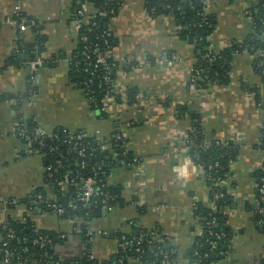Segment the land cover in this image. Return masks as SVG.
Masks as SVG:
<instances>
[{"label": "crops", "instance_id": "crops-1", "mask_svg": "<svg viewBox=\"0 0 264 264\" xmlns=\"http://www.w3.org/2000/svg\"><path fill=\"white\" fill-rule=\"evenodd\" d=\"M119 1L117 14L107 21L114 37L110 54L119 65L114 84L118 93L133 88L135 101L106 98L104 118L89 107L70 71L78 33L73 0H0V257L1 226L7 219L28 218L35 230L53 235L51 249L62 261H75L87 253L99 262L110 260L117 251V233L133 231L135 225L169 237L177 264H189L187 251L203 230L194 206L207 201L209 186L187 152L191 120L177 116L176 108L182 105L198 115L206 143L229 141L237 147L227 185L234 202L225 209L229 251L215 264H263L264 231L256 227L253 211L256 172L264 162V73L255 70L251 54L235 53L228 82L196 88L189 73L196 61L193 46L180 38L173 17L150 15L146 0ZM256 2L204 1V9L216 21L209 36L214 53L250 33L252 22L243 11ZM83 7L87 15L95 9L91 4ZM16 11L37 22L38 33L45 38L40 56L56 55L53 63L31 72L29 46L36 34L31 26L18 29L11 20ZM133 61L144 64L123 68ZM29 84L34 87L30 100L23 97ZM31 116L44 130L66 128L88 137L109 139L114 129H121L127 150L139 159L132 168L110 169L106 180L120 200L84 222L90 235L82 233L77 217L31 209L23 202L37 190L52 195L43 159L27 154L25 141L17 135L19 123Z\"/></svg>", "mask_w": 264, "mask_h": 264}, {"label": "trees", "instance_id": "trees-1", "mask_svg": "<svg viewBox=\"0 0 264 264\" xmlns=\"http://www.w3.org/2000/svg\"><path fill=\"white\" fill-rule=\"evenodd\" d=\"M84 4H91L95 9L98 10H109L114 8L113 13H107L105 16L97 15L94 20L96 22L95 25L81 23L78 28L77 33V46L75 50V55L70 58V71L73 76L74 81L78 82L80 79L88 77V73L83 70V65L79 64L78 69L76 70V66L74 65L75 61L82 60L81 51L84 49V46H90V49H87V54L92 57V48L95 46L101 52L106 50H111L114 45V37L109 32L107 28V21L117 14L118 6H116L114 0H79L78 3H75L73 0V10H75ZM206 4L202 0H146L145 2V10L148 13V9L153 7L155 13L152 16L157 15H171L173 17L174 23L179 28L177 32L181 39L187 41L193 46V52L196 58L194 68H198L199 73L193 76L195 78V87L196 88H206L211 86L212 84H224L229 80V72H230V60L232 55L238 53L245 47L249 54L253 56V64L254 68L260 74L264 73V0H257L254 6H251V12L249 14V18L252 22V28L249 34H247L242 41L232 42L229 46L223 48L218 53H214L209 48V36L212 33L215 27V18L214 16L206 11ZM27 19L31 20L32 18H28L27 16L21 14ZM151 15V14H150ZM34 20V19H33ZM90 23V22H89ZM33 32L36 34L35 43L29 46V50L31 53L30 60L41 57L40 54L42 52V48L45 42V38L38 33L39 29L37 27V22L34 20L33 25H31ZM82 36H86L87 40H81ZM256 50L260 51L258 56H254ZM57 56H52L49 59H43V64L50 65L54 62ZM108 62L113 65L109 68V70H102L100 66L94 68L93 65L91 69L94 71V75L92 76V84L90 85L93 93L91 94V99L93 100V107L101 108L103 103L102 99L105 96H112L116 102H121L120 93L114 91L113 83L115 79L116 70L118 69V63H116L112 57L108 58ZM137 62H127L123 64V68L130 70L132 66L136 65ZM261 63V64H260ZM107 73V80H103V75ZM190 74V76H192ZM263 75V74H262ZM264 77V75H263ZM34 90L30 84L28 85L26 91L23 93V97H28L29 94ZM135 90L127 89V97L126 100L129 102L135 101L134 99ZM259 99V98H258ZM177 116H189L191 120L190 128L186 132V140L193 142L194 144H188L187 152L193 161V163L197 166H200L205 173L209 176L204 179L209 186V192L207 200H211L214 193L221 194V196L216 200V208L213 210L206 206V203H195L194 206V214L198 217L199 222L205 225V222L215 219L214 224L212 225V229L214 232H219L222 230L225 233L224 238H216L215 236L209 233L205 227L202 230V233L195 238V241L191 245V247L187 251V259L189 264H193L194 262H199L201 264H207L208 262H216L221 254L219 251L222 249H226L228 247L229 238L231 235L230 229L225 224L226 213L225 209L230 208L233 205L234 197L227 190V186H222L219 183L221 180H224L227 175L230 174V166L231 162L235 159L237 153V147L232 142H223L212 140L208 143L205 142L204 131L200 125V121L198 115L187 110L185 106H177L176 108ZM106 116L105 114L103 117ZM37 123L31 117H28L25 122V127L29 131L33 130L36 127ZM56 131H60V129H56ZM85 140L89 142L93 147H95V151L93 154V158L88 162V165L81 170L83 175H89L92 173L91 165L95 162H98L103 159L104 152H100V146L98 140L95 137H86ZM46 144H53V140L45 141ZM110 144L117 153L120 158H130L131 153L127 150L124 151L122 144L120 141H116L112 139ZM32 145L35 146L33 143ZM264 147V140H263ZM45 151V150H42ZM58 153L65 155V147L62 145L58 146ZM49 156V155H47ZM69 157V156H67ZM48 161V157L46 158ZM217 164V165H215ZM209 165L211 169H208ZM114 166H109L107 172ZM264 177V162L261 167L258 168L256 172V203L261 205L259 201V187L263 185L264 182L262 178ZM45 183L50 185H55L56 180L58 179V175L55 178L49 179L44 176ZM115 193H117V189L110 187ZM40 190H37L38 192ZM29 199H24L23 202L30 207ZM120 198L117 197L115 199V203L119 202ZM32 209V208H31ZM88 214H84V210L79 211H71L66 216L77 217L82 220L81 227L82 233L87 231V226L85 225V221L92 216V214H97L99 208L97 206H92L87 209ZM257 220H262V225H256V227L262 231H264V212H258L257 209L253 211V221L257 222ZM7 227L13 229L17 235L26 236L27 241L23 243H17L15 239H10L7 241L8 248L10 250L20 253L21 259L24 257H28L30 261L36 260L40 264H51V262L58 261L59 264H126L127 258L126 256H136L133 252L121 253L116 252L114 256L107 261L99 262L95 258H89V253L84 254V256L75 259V261H62L54 255L53 250L51 249L50 244L46 245L43 248L38 247L31 243L33 237L45 235L46 232H40L35 230L32 222L25 218V220L18 221L14 219H7ZM6 229L1 226L2 237H4ZM133 234L145 233L148 234L152 230H147L145 228H139L135 225L133 226ZM155 234L158 232L154 231ZM120 233H117L119 236ZM50 235L53 240V235ZM159 235V234H158ZM161 238V242L156 243L152 251L145 250L142 253L141 261L145 262H153V264H162L163 260V252L168 254V259L172 260L177 257L175 246L172 240L167 236L159 235ZM118 238V237H117ZM210 241H214V245L210 244L206 241V239ZM28 247L26 252H22V247ZM142 246L146 247L145 244ZM196 251V254H194ZM208 253L207 257L203 255ZM122 258V262H119V259Z\"/></svg>", "mask_w": 264, "mask_h": 264}, {"label": "built area", "instance_id": "built-area-1", "mask_svg": "<svg viewBox=\"0 0 264 264\" xmlns=\"http://www.w3.org/2000/svg\"><path fill=\"white\" fill-rule=\"evenodd\" d=\"M116 6L120 7L121 2L119 0H114ZM205 1V0H202ZM79 0H75V3H78ZM114 8L106 10H98L94 9L93 13L91 15L85 14V10L83 5L75 10V21L77 22L78 28L81 23L85 24H91L95 25L96 22L94 18L97 15L105 16L107 13H113ZM147 12V11H146ZM251 12L250 7L246 8L243 11V14L249 18V14ZM148 13L153 15L155 13V10L153 7L148 9ZM11 20L18 26L19 30H25L29 26L33 25L34 20L27 19L26 17L22 16L20 12L16 11L13 14V18ZM90 22V23H89ZM178 29L179 27L176 26ZM81 40H87L86 36H82ZM237 42V41H233ZM232 43V42H231ZM91 47L88 45L84 46V49L81 51L82 54V60L75 61L74 65L76 66V70L79 71L78 65H83V70L88 73V77L80 79L79 83L82 87V91L85 94L88 105L91 109L97 111L100 117H103V115H106V105H105V99L112 96H105L102 99V107H93L91 99V94L93 93V90L91 89L90 85L92 84V76L94 75V71L91 69V66L93 65L94 68L100 66L102 70H109V68L113 65L112 63L108 62V58L111 57L110 50H106L104 52H101L97 47L92 48V57L87 54V49H90ZM238 53H248L247 49L245 47L242 48V50ZM260 54L259 50H256V53L254 56H258ZM144 63H136V65L132 66L131 69H134L138 66H143ZM167 64L171 65L172 60H167ZM261 64V63H260ZM43 65V58L36 57L32 60L28 61V66L31 72H34L37 70L38 67ZM198 68H194V65L189 69V73L193 75L190 76V82L191 85H194L195 74L199 73ZM105 73L102 77L103 80H107L108 77ZM32 78V77H31ZM113 90H115V84L113 83ZM128 89V88H127ZM127 89H122V92H120L121 99L127 97ZM28 100L31 99V95L27 97ZM107 116H104V118ZM32 119L36 122V118L32 116ZM17 135L25 141L27 148L26 153L29 155H39L43 159L44 162V176L46 175L47 178L52 179L55 178L58 175V179L56 180L55 185H48L46 186L49 188V190L52 191L51 196H46L45 193L42 191L30 193L27 196V199H29L30 208L32 209H38V208H46L49 211H51L53 214L58 216H66L71 211H79L84 210V214L87 215L88 211L87 209L92 206H97L100 210H111L117 202L115 203V199L118 197V194L115 193L110 186L107 183V176L109 172H107L106 168H109V166H124L128 168H132L134 166H137L139 163L138 157L131 155L130 158H120L118 157L117 153L114 152L110 141L112 139L116 141H120L122 144V147L124 148V151H127L126 148V138L124 135V132L121 129H114V131L111 133V136L109 139L104 138H98L95 137L98 140L99 146H100V152H104V157L102 160L95 162L91 165V171L92 173L89 175H83L81 170L85 168L88 165V162L95 156L93 152L95 151V147H93L89 142L85 140L87 137L85 133L81 131H71L66 128H61L60 131H47L42 129L38 124L33 130H27L25 127V123L21 122L19 123V128L17 130ZM53 140V144H46L45 141L47 140ZM192 141V140H191ZM189 140H186L185 137V143L186 147L188 148V144H194ZM35 144L32 145V144ZM62 145L65 147V155L58 153V146ZM45 150V151H42ZM49 155V156H47ZM69 156V157H67ZM48 157V161L47 158ZM193 162V161H192ZM217 165V164H215ZM198 169L199 174H201L203 177H208L209 175L205 173V171L200 167L195 165ZM208 169H211V166L209 165ZM262 181L264 182V177L262 178ZM229 175L224 180H221L219 183L222 186L229 185ZM259 201L261 202V205L259 206V203H256L255 209H257L258 212H264V187L263 185L259 187ZM221 196V194L214 193L211 200H207L206 206L211 209L216 208V200ZM11 203H15V200H12ZM215 219L212 218L211 220H208L205 222V225L202 224V228L204 227L209 230V233L216 238H224L225 233L220 230L219 232H214L211 228L214 224ZM134 221H129V224L133 226ZM255 225H262V220H257V222H254ZM3 228L6 229L7 224L6 222L2 225ZM133 230V229H132ZM87 234L90 235L92 231L87 228ZM106 233V232H101ZM118 236V245H117V251L121 253H128V252H134L136 256H126L127 263L126 264H153V262H145L143 263L141 261L142 253L145 250L152 251L155 244L161 242V238L158 234H155V232L150 231L148 234H145L143 232L138 234H133L132 231L130 232H119ZM202 233V231H201ZM200 233V234H201ZM199 234V235H200ZM10 239H15L17 243H23L27 241L26 236H20L15 233V231L11 228H7L4 237H2L1 242V257H0V264H22V263H28L29 258L24 257L21 259V255L18 252H15L10 250L7 245V241ZM207 242L214 245V241H210L208 238L206 239ZM31 243L34 245H37L40 248L45 247L46 245H49L52 243V239L49 235H40L33 237L31 240ZM142 244H145L146 247L142 246ZM28 247H22L21 251L26 252ZM229 251V247L226 249H222L219 252L223 255L227 254ZM194 254H196V251H194ZM264 254V249H263ZM89 258H93L92 254H88ZM204 257L208 256V253H205L203 255ZM119 262H122V258L119 259ZM52 264H59L58 261L52 262ZM162 264H177V258L175 259H168V254L166 252H163V260ZM193 264H201L199 262H194ZM204 264V263H203ZM207 264H215V262H208ZM263 264H264V255H263Z\"/></svg>", "mask_w": 264, "mask_h": 264}]
</instances>
